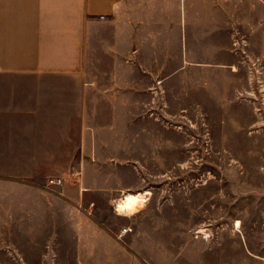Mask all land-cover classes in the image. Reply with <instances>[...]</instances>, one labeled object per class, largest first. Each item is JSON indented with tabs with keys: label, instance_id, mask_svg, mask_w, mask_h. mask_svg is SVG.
Listing matches in <instances>:
<instances>
[{
	"label": "crops",
	"instance_id": "obj_1",
	"mask_svg": "<svg viewBox=\"0 0 264 264\" xmlns=\"http://www.w3.org/2000/svg\"><path fill=\"white\" fill-rule=\"evenodd\" d=\"M243 3L0 0V247L12 255V241L51 225L79 264L130 258L98 219V194L127 191L109 145L156 83L221 47L215 34Z\"/></svg>",
	"mask_w": 264,
	"mask_h": 264
},
{
	"label": "rangeland",
	"instance_id": "obj_2",
	"mask_svg": "<svg viewBox=\"0 0 264 264\" xmlns=\"http://www.w3.org/2000/svg\"><path fill=\"white\" fill-rule=\"evenodd\" d=\"M243 1L215 34L221 47L156 83L109 145L127 191L98 194V219L131 256L99 264H264V0ZM127 192L146 200L119 213ZM28 236L12 255L0 247V264H79L62 228Z\"/></svg>",
	"mask_w": 264,
	"mask_h": 264
},
{
	"label": "bare ground",
	"instance_id": "obj_3",
	"mask_svg": "<svg viewBox=\"0 0 264 264\" xmlns=\"http://www.w3.org/2000/svg\"><path fill=\"white\" fill-rule=\"evenodd\" d=\"M145 200L146 199H144L141 193H137V194L126 193L116 203L115 210L119 213L134 212L135 208L142 205L145 202Z\"/></svg>",
	"mask_w": 264,
	"mask_h": 264
},
{
	"label": "built area",
	"instance_id": "obj_4",
	"mask_svg": "<svg viewBox=\"0 0 264 264\" xmlns=\"http://www.w3.org/2000/svg\"><path fill=\"white\" fill-rule=\"evenodd\" d=\"M50 183L52 184V183H53V181H50ZM57 183H60V180H57Z\"/></svg>",
	"mask_w": 264,
	"mask_h": 264
}]
</instances>
